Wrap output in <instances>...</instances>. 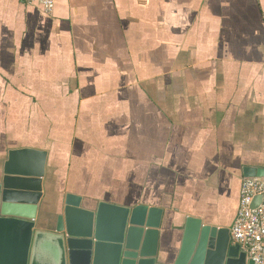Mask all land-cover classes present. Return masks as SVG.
Instances as JSON below:
<instances>
[{
  "label": "crops",
  "instance_id": "crops-1",
  "mask_svg": "<svg viewBox=\"0 0 264 264\" xmlns=\"http://www.w3.org/2000/svg\"><path fill=\"white\" fill-rule=\"evenodd\" d=\"M21 149L44 230L68 195L161 209L167 258L186 218L230 230L264 169V0H0V181Z\"/></svg>",
  "mask_w": 264,
  "mask_h": 264
},
{
  "label": "water",
  "instance_id": "water-1",
  "mask_svg": "<svg viewBox=\"0 0 264 264\" xmlns=\"http://www.w3.org/2000/svg\"><path fill=\"white\" fill-rule=\"evenodd\" d=\"M45 157L31 149L8 152L0 181V264H251L230 244L228 229L203 227L193 218L185 220L178 253L160 255L162 210L146 206L99 202L88 208L68 195L52 229L38 227ZM243 175L264 177V169L245 168ZM259 202L256 197L252 207Z\"/></svg>",
  "mask_w": 264,
  "mask_h": 264
},
{
  "label": "built area",
  "instance_id": "built-area-1",
  "mask_svg": "<svg viewBox=\"0 0 264 264\" xmlns=\"http://www.w3.org/2000/svg\"><path fill=\"white\" fill-rule=\"evenodd\" d=\"M24 4H38L51 14L54 0H20ZM256 197L260 202L252 203ZM230 242L239 246L251 264H264V177H246L240 189L239 207L229 230Z\"/></svg>",
  "mask_w": 264,
  "mask_h": 264
}]
</instances>
